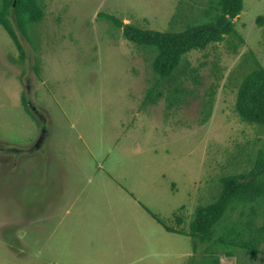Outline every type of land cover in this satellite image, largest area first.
Returning a JSON list of instances; mask_svg holds the SVG:
<instances>
[{
	"label": "rangeland",
	"instance_id": "obj_1",
	"mask_svg": "<svg viewBox=\"0 0 264 264\" xmlns=\"http://www.w3.org/2000/svg\"><path fill=\"white\" fill-rule=\"evenodd\" d=\"M40 2L28 36L12 17L24 58L0 24V264H264L240 243L195 249L166 227L190 231L220 179L264 151V129L236 110L245 77L264 67V0H244L235 30L168 78L105 15L178 32L215 25L217 0ZM251 206L230 211L215 239Z\"/></svg>",
	"mask_w": 264,
	"mask_h": 264
},
{
	"label": "trees",
	"instance_id": "obj_2",
	"mask_svg": "<svg viewBox=\"0 0 264 264\" xmlns=\"http://www.w3.org/2000/svg\"><path fill=\"white\" fill-rule=\"evenodd\" d=\"M243 8L244 0H217V9H220V13L215 16V25L189 24L185 30L178 32L142 29L133 23H125L112 14H106L105 17L123 30L126 39L154 50L156 52L153 62L155 71L161 77L168 78L179 68L183 57L188 52L194 49H205L212 42L223 41L225 34L232 33L235 30V22L230 23L221 32L216 29L221 28L229 17L234 19L239 17ZM206 13L210 14L209 9ZM43 16L44 10L40 0H0V24L15 40L23 58L25 51L19 41L12 17L23 35L28 36L30 25L40 22ZM148 98L151 101L153 99L151 95ZM23 101L29 109L25 98ZM236 110L245 122L257 124L264 129V67L261 65L258 64V67L251 71L242 82L237 95ZM220 181L222 183L220 195L212 203L199 205L196 208L190 223V231L166 227L170 231L191 235L195 239V249L199 241H213L215 244H224L226 247L240 243L249 256L255 259L259 253H264V249H261L264 243V219L259 226H255L251 218L257 214L255 203L261 200L264 202V151H261L256 167L250 172L227 175ZM248 204H252L249 219L238 220V228H229L224 235L215 239L217 227L227 214L235 209H241L244 216L247 214L244 209ZM154 217L162 221L156 215ZM246 235L247 238H244ZM239 240L241 241L237 242ZM232 253L229 251L228 255ZM218 262L219 258H215V264Z\"/></svg>",
	"mask_w": 264,
	"mask_h": 264
},
{
	"label": "water",
	"instance_id": "obj_3",
	"mask_svg": "<svg viewBox=\"0 0 264 264\" xmlns=\"http://www.w3.org/2000/svg\"><path fill=\"white\" fill-rule=\"evenodd\" d=\"M232 22H234V18L229 17L228 20H227V22H226L221 28H217L216 31H218V32L223 31V30L226 29L227 26H228L230 23H232Z\"/></svg>",
	"mask_w": 264,
	"mask_h": 264
}]
</instances>
